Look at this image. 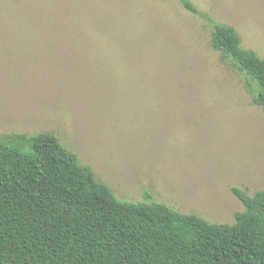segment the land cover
Returning a JSON list of instances; mask_svg holds the SVG:
<instances>
[{
    "label": "rangeland",
    "instance_id": "obj_1",
    "mask_svg": "<svg viewBox=\"0 0 264 264\" xmlns=\"http://www.w3.org/2000/svg\"><path fill=\"white\" fill-rule=\"evenodd\" d=\"M0 0V137L56 135L125 202L236 222L264 190L257 83L214 48L233 26L264 59V0Z\"/></svg>",
    "mask_w": 264,
    "mask_h": 264
},
{
    "label": "trees",
    "instance_id": "obj_2",
    "mask_svg": "<svg viewBox=\"0 0 264 264\" xmlns=\"http://www.w3.org/2000/svg\"><path fill=\"white\" fill-rule=\"evenodd\" d=\"M213 27L214 48L256 81L264 110V59L233 26ZM232 190L246 209L212 223L149 192L120 200L54 134L0 137V264H264V190Z\"/></svg>",
    "mask_w": 264,
    "mask_h": 264
}]
</instances>
